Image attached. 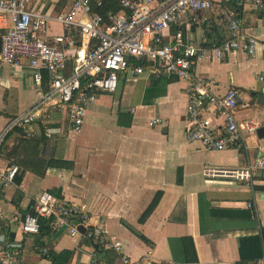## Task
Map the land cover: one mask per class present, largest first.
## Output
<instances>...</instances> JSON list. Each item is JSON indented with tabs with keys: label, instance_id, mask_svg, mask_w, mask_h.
I'll list each match as a JSON object with an SVG mask.
<instances>
[{
	"label": "crops",
	"instance_id": "crops-1",
	"mask_svg": "<svg viewBox=\"0 0 264 264\" xmlns=\"http://www.w3.org/2000/svg\"><path fill=\"white\" fill-rule=\"evenodd\" d=\"M217 1L227 7V0ZM261 1L257 11L252 0H242L239 18L246 32L264 43ZM52 2L44 0L43 10H51ZM61 32L56 25L54 33ZM201 33L198 30L197 36ZM71 65L69 60L68 67ZM195 72L213 82L215 93L221 94L231 85L242 89L251 106L239 109L237 118L254 119L258 128L264 126V105L256 103V94H264V80L259 79L264 77L260 49L252 58L241 51L222 60L205 57L196 63ZM129 78L128 73L121 75L113 93L99 94L86 109L78 132H70L66 121L57 117L48 125L52 128L48 139L44 126H35L37 136L43 137L42 156L66 161L68 168L49 167L38 176L17 164L16 179L4 185L2 176L16 163H11L5 151L0 153V221L14 211H29L33 199L49 190L87 204L107 230L103 241L91 242L82 232L72 237L64 229L52 228L37 242L36 235L12 229L9 241L19 247L22 264H51L39 253L40 246L54 253L69 250L66 264H83L92 249L97 264H123V256L130 264H264L263 177L255 172L253 181L244 184L201 175L206 164L224 168L248 164L264 152V136H249L244 147L221 151L187 142L184 82L173 74L156 79L142 75L133 82ZM43 83L46 85L45 77ZM37 99L30 70L3 65L0 133L9 118ZM153 118L159 122L150 126ZM20 138L14 129L1 142L12 147ZM183 237L192 239L196 261H186ZM111 238L120 241L119 249L105 245Z\"/></svg>",
	"mask_w": 264,
	"mask_h": 264
},
{
	"label": "built area",
	"instance_id": "built-area-1",
	"mask_svg": "<svg viewBox=\"0 0 264 264\" xmlns=\"http://www.w3.org/2000/svg\"><path fill=\"white\" fill-rule=\"evenodd\" d=\"M52 1V9L43 10L44 0H0V69L3 65L28 68L38 95L34 104L8 119L0 142L14 129L24 139L35 138L38 123L48 139L52 137L48 125L56 117L66 121L70 132H78L88 106L100 93H113L119 77L127 73L131 82L142 75L156 79L167 74L184 82L187 142L211 151L239 149L256 134V120L236 116L239 109L251 106L245 92L231 85L215 93L213 82L195 72L196 63L205 57L222 60L241 51L252 58L258 49L264 55V43L246 32L235 10L215 0H119V11L102 16L96 7L103 0H71L63 10H56L58 0ZM252 4L253 10L262 8L261 0ZM56 25L62 28L59 34L54 33ZM158 122L153 118L149 125ZM18 169L14 164L5 171L4 185L13 182ZM255 172L264 179V152L243 166L206 164L201 169L206 179L230 178L244 184L253 181ZM40 218L50 219L52 228L64 229L72 237L80 235L82 226V234L91 242H101L107 234L87 204L44 190L29 211H14L0 221V264H22L20 249L9 241L8 232L17 229L37 235ZM105 245L121 247L114 238ZM38 250L41 255L48 252L44 246ZM122 262L130 264L127 256ZM83 264H97L95 250Z\"/></svg>",
	"mask_w": 264,
	"mask_h": 264
},
{
	"label": "trees",
	"instance_id": "trees-1",
	"mask_svg": "<svg viewBox=\"0 0 264 264\" xmlns=\"http://www.w3.org/2000/svg\"><path fill=\"white\" fill-rule=\"evenodd\" d=\"M66 1L68 0H60L58 7L59 8L64 7ZM241 2L242 0H227L224 2V4L228 8L235 10L239 16L241 14V4H242ZM119 9H120L119 0H103L102 5L96 7V10L102 16H106L108 12H117L119 11ZM6 137H8V135ZM42 143H43V137L41 139L39 136L31 139H24L21 137L17 141V144L12 147H7L4 144V142H0V153L5 151L6 156L9 159H12L11 163H16V165L18 164L24 169L29 170L38 176H43L46 169L49 167L68 168L67 167L68 163L66 161L58 160V159H47L44 156H42V152H41ZM15 179L16 176L14 177V180ZM14 195H15L14 197H16L18 195V191H15ZM154 205H155V201L150 205L147 211H149V209H151ZM51 231H52V226L50 225V219L40 218L39 232L36 235L37 236L36 241L38 242L37 240L38 238L49 234ZM4 232L7 233L8 232L7 229H4ZM141 238H143V236H141ZM182 241H183V249L186 256V261H196L197 257L195 254V249L192 239L183 237ZM70 253L71 252L69 250H62L59 253L50 252L48 250L47 254H43L42 256L50 259L51 264H66L70 256ZM191 255L193 256L191 257Z\"/></svg>",
	"mask_w": 264,
	"mask_h": 264
},
{
	"label": "water",
	"instance_id": "water-1",
	"mask_svg": "<svg viewBox=\"0 0 264 264\" xmlns=\"http://www.w3.org/2000/svg\"><path fill=\"white\" fill-rule=\"evenodd\" d=\"M256 103L259 104V105H264V94L263 93L256 94ZM256 134H257L258 137H263L264 136V126L263 127H259L256 130ZM78 229H79L80 232L84 231L82 226H79Z\"/></svg>",
	"mask_w": 264,
	"mask_h": 264
},
{
	"label": "rangeland",
	"instance_id": "rangeland-1",
	"mask_svg": "<svg viewBox=\"0 0 264 264\" xmlns=\"http://www.w3.org/2000/svg\"><path fill=\"white\" fill-rule=\"evenodd\" d=\"M69 1V0H68ZM68 1H66V3L64 4V7L67 5V3H69ZM216 2H218L217 0H215ZM64 7H62V8H59V7H57L56 9L58 10V9H60V10H62Z\"/></svg>",
	"mask_w": 264,
	"mask_h": 264
}]
</instances>
